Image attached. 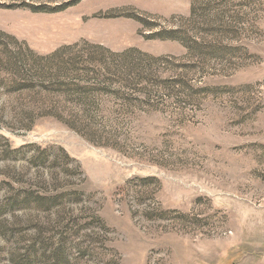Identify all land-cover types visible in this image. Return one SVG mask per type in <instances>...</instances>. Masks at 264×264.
<instances>
[{
	"label": "rangeland",
	"instance_id": "rangeland-1",
	"mask_svg": "<svg viewBox=\"0 0 264 264\" xmlns=\"http://www.w3.org/2000/svg\"><path fill=\"white\" fill-rule=\"evenodd\" d=\"M0 264H264V0H0Z\"/></svg>",
	"mask_w": 264,
	"mask_h": 264
},
{
	"label": "trees",
	"instance_id": "trees-1",
	"mask_svg": "<svg viewBox=\"0 0 264 264\" xmlns=\"http://www.w3.org/2000/svg\"><path fill=\"white\" fill-rule=\"evenodd\" d=\"M57 9V8H56Z\"/></svg>",
	"mask_w": 264,
	"mask_h": 264
}]
</instances>
